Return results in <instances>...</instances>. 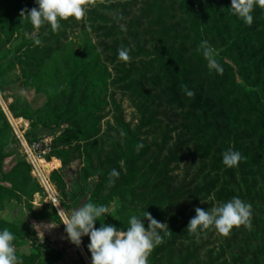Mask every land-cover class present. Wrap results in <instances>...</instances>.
<instances>
[{"label": "rangeland", "instance_id": "obj_1", "mask_svg": "<svg viewBox=\"0 0 264 264\" xmlns=\"http://www.w3.org/2000/svg\"><path fill=\"white\" fill-rule=\"evenodd\" d=\"M157 1L164 13L162 19L167 24L177 23L174 32H167L172 36L166 39V47L161 46L155 33L153 20L157 12L152 5L154 0H95L94 4L86 6L81 21L74 17L62 20L56 32L47 24L37 31L27 17L21 18L22 9L38 7L36 0H0V80L4 85L35 71H39L41 78L18 92L12 88L0 90V111L6 117L7 133L12 139V143L3 149L5 157L0 164V184L11 188L14 193L0 209V219L11 225L0 224V231L10 230L15 237L13 243L19 237L38 245L31 252L38 253L36 258L28 264H55L47 252L52 249L50 253L56 258L60 248L51 247L48 237H39L30 225L32 218H37L31 212L43 208L49 217L41 219L51 223L57 219V209L31 171L22 137L28 143L43 136L50 137L51 147L44 157L51 161L48 166L49 169L53 167L50 178L61 208L70 213L87 202L109 206L111 215L106 214L96 223L107 222L117 228L126 229L133 214L143 218L134 204L144 198L146 187L133 186L136 181L126 190L130 205L118 212L121 208L118 193L129 159L125 152L127 132L131 134L133 166L140 168L154 157L150 164L154 170L145 172V183L150 185L153 177L162 171L160 188L163 195L175 190L183 195L174 198L173 204L160 210L159 214L151 212L156 220L168 225L169 234L162 233L163 242L154 248L148 264H251V252L264 245V204L258 197H264V166L261 163L264 155L254 150L257 155L254 163L250 151L256 135L250 133V124L244 120L247 115L243 113L234 116L239 123L233 129L225 123L227 116L218 118L210 114L213 109L191 105L192 99L183 94L181 86L194 87L197 83L193 78L202 80L204 77L203 73H188L185 60L188 59L190 64L197 62L193 53L196 50L193 34L178 0ZM195 5L206 11L204 39L214 50L213 58L221 60L218 64L222 72L215 70L218 75L215 82L219 84V90L232 91L227 95L231 99L235 94L231 57L242 55L246 50L225 49L226 36L230 32L227 13L231 11V0L228 6L223 0H195ZM259 9L257 6L252 13V25L246 24L252 34L251 46L255 47L264 42V9L258 12ZM220 28L223 31H218ZM37 38L40 45L35 44ZM89 41L96 45L111 76L105 89L97 87L95 92L84 93L81 79L75 88L69 78L76 74L79 56L85 42ZM168 45L173 48L181 46V54L171 55ZM122 48L129 50L131 59L128 62L118 58V50ZM262 53L264 44L256 56ZM127 68L129 75H126ZM136 69L144 70V73H138ZM258 70L260 78L264 75V60ZM138 76L140 88L151 95L152 100H145L134 89L138 85ZM34 87H39L42 92L34 95ZM81 97H86L89 102L98 101L97 109H82L85 101ZM144 107L145 116L150 115L147 124L141 119L140 112ZM190 113L196 116L206 113L207 119L224 124L214 147L219 148L223 142L226 145L224 151L231 148L240 152L244 159L238 167L228 168L218 161L220 166L214 168L212 156L220 154L213 151L207 157L201 154L197 146L202 144L200 138L204 133L187 127L193 122ZM113 170L118 173L117 177L110 176ZM233 197L251 204V229L233 228L227 237L214 228L198 235L186 230L197 207L207 211ZM155 203L161 206L168 202L162 201L160 196ZM21 224L27 226L20 227L18 232L17 227ZM147 225L145 220V227ZM54 229L67 236L63 224ZM82 241L79 247L74 245L76 254L72 251L73 256L79 258L81 264H91V253L86 248L90 239L84 236ZM19 253L16 251V255ZM256 258L264 264V247L261 252H256ZM19 260L25 264L23 259Z\"/></svg>", "mask_w": 264, "mask_h": 264}, {"label": "trees", "instance_id": "obj_2", "mask_svg": "<svg viewBox=\"0 0 264 264\" xmlns=\"http://www.w3.org/2000/svg\"><path fill=\"white\" fill-rule=\"evenodd\" d=\"M224 5H229V0H223ZM153 6H155L156 14L154 17V24H156L155 33L158 35L157 40L160 42L162 47H166V39L169 38L167 32H174L176 29L177 23H166L164 19H162V16H164V13L161 11L158 1L154 0L152 3ZM178 6L186 15V21H188L189 29L193 34V40H194V47L196 50L193 52L194 56L196 58V63L190 64L188 62V59H186V65L188 69V73L197 72V73H203L204 77L202 80H197V78H193L194 82H196V86L190 87L189 90H192L195 92V96L191 99V105L197 108H207V109H213V111L210 113L212 116L216 117H225L227 116V120L225 123L230 124L233 126V129L237 126L239 123L238 120L234 118L239 113H243L246 116L244 120L250 124L249 131L250 133H253L256 135V141L252 146L251 151V160L255 163L257 162V155L254 153V150H256L260 155H264V75L262 77H258V69L261 67L262 62L264 60V53H262L260 56H256L257 51L262 47L264 44L261 43L259 47L251 46L252 41V34L248 31V26L246 23L238 18L236 15H234L231 11L227 13V19L230 23V32L226 36V43H225V49L226 50H232V49H239L244 48L246 49L244 54H240L237 56L231 57L232 65V77L233 83H234V97L231 99L227 98V95L230 94L232 91H222L218 89L219 84L215 82V78L217 73L215 72V69H210L208 67V61L204 58L202 50L198 51L199 46L201 45V42L206 41L204 39V29L203 22L207 20V17L205 15L206 11L199 10L195 5V0H178ZM261 9L258 10L260 12ZM216 30L217 28L214 27ZM223 31L222 28L218 29ZM171 50V55L175 54L176 56L181 54V50L183 49L181 46L178 47H171L168 45ZM160 48V47H158ZM213 50V49H212ZM225 51V50H224ZM223 51V52H224ZM214 52V50H213ZM214 59L218 62L219 60L217 57H214ZM79 67L76 70V74L71 76L69 78V82L73 83V87H77L79 85V79H81L82 84L84 85V93H90L92 90H96L97 87H102L105 89L108 77L111 76V72L107 70L106 65L101 61L99 52L96 49V45L93 42H85L83 53L81 56H79ZM1 63H0V71H1ZM126 75H129V68L125 69ZM138 73H144V70H138ZM1 74V73H0ZM237 74H240L241 77L237 78ZM250 75H253L250 77ZM40 78L39 71H35L31 75L23 78L18 79L15 81H12L10 83H6L3 85L2 81L0 80V90L4 91L6 88H12L15 91H20L24 86L32 85L35 81H38ZM193 82V83H194ZM134 83V82H133ZM137 87L134 86V89H137V94H139L142 98L145 100H152V96L146 94L145 90L140 88L141 81L138 76L137 80ZM190 84V83H189ZM42 91L39 89V87H34L33 92L34 95L40 94ZM95 92V91H94ZM43 94V93H42ZM208 96L203 98L202 96ZM187 97V96H186ZM16 100V98H14ZM81 100L85 101V106H81L82 109H97V103L98 101L92 100L88 101L86 100V97H81ZM87 101V102H86ZM14 109V106H12ZM144 109L141 110V119H143V124H147L150 118V115L145 116ZM192 119L193 122H190L187 124L188 128H191L194 132H203L204 135L201 136L202 144L197 146L201 154L207 157L209 155V152H218L219 156H212V165L214 168H218L220 165L218 161L223 163V158H221V155L224 151L225 144L223 142H220V147H214L221 136L224 128L223 125H219L218 123H215V121H211L210 119H207L206 113H202L200 116H196L193 113ZM8 123L6 121L5 115L0 111V164L3 161V158L5 157V153H3V149L6 145L12 143L11 137H9V134L7 133ZM124 128H127L126 125ZM127 130V129H125ZM127 141H126V149L125 152L129 156V159L126 162V170L123 174V178L121 181V188L119 189V196L121 201V208L118 210V212H122L126 207L130 205V198L126 194V190L129 184H131L133 181H136L134 185L146 187L144 190V198L139 200L136 204H134L135 207L139 208V210L143 213L144 211L155 212L156 214H159L163 208H168L170 204H173L174 198H179L183 195L182 192H178V190H175L173 192H166V195H163V192L160 188L161 178L164 176V172L160 171L153 177L152 181H150V185L146 184L147 176H145L146 171L154 170L153 167L150 166L151 163L154 162V157H151L145 164L139 168V166L135 165L133 166L130 150H131V134L127 132ZM262 165L264 166V159L262 160ZM137 171V172H136ZM135 174V178L132 179V176ZM5 177V174H2ZM136 179V180H135ZM13 190L11 188L5 187L4 185L0 184V209H2L7 202L14 196ZM222 195V194H221ZM162 197V201L168 202L165 205H158L155 203V199L158 197ZM223 196V195H222ZM227 196V195H226ZM259 201H261L264 204V197L258 196ZM30 208V206H28ZM32 216H35L37 218H46L49 217L48 211L44 210L43 208H40L36 212H31ZM57 219H55L56 223H59V219L56 216ZM175 219V218H174ZM173 219V221H175ZM172 223V220H171ZM0 224L2 226L7 227L8 225H11L9 222H5L0 219ZM107 224V222H105ZM97 228L101 227V223H96ZM34 247L37 249L38 245H34ZM264 245L256 248L254 251L251 252V258L250 263L251 264H260L261 262L256 258V252L263 249ZM87 248V246H86ZM255 252V253H254ZM38 254V253H37ZM36 253H21L18 256L19 259H23L25 264H28L30 261H32L37 256ZM48 256L53 258V262L55 264H58V259L60 258V254L55 256L53 253L47 252Z\"/></svg>", "mask_w": 264, "mask_h": 264}, {"label": "clouds", "instance_id": "obj_3", "mask_svg": "<svg viewBox=\"0 0 264 264\" xmlns=\"http://www.w3.org/2000/svg\"><path fill=\"white\" fill-rule=\"evenodd\" d=\"M95 0H36L38 7L30 10L22 9L21 18L27 17L37 31L45 24L51 26L56 32L60 29V21L75 18L81 21L86 13V6L94 4ZM264 9V0H231V12L243 20L247 25L253 23V11L256 7ZM41 41L35 39V44ZM202 50L204 58L208 61V67L222 72V68L213 58V50L207 42H201L198 51ZM118 58L128 62L131 57L128 49H119ZM183 94L189 98L195 96V92L189 90L187 85H182ZM223 164L228 168L238 167L244 159L242 154L233 149L222 153ZM198 163V162H197ZM110 176L117 177L118 173L113 170ZM114 182V181H113ZM57 209L59 223L53 220L51 223L42 225L33 223L32 227L37 235L44 237L41 228L52 229L60 224L65 226V232L71 243L79 247L82 237L88 236L90 243L87 245L91 253V264H148L149 256L154 248L163 242V235H168V225L156 220L149 211H144L142 217L133 214L128 220V227L117 228L101 222V227H96V221L106 214L111 215L109 206L97 205L92 202L82 204L74 208L70 213L61 208L56 201H51ZM203 203V202H202ZM195 216L192 217L186 230L193 235H198L210 228H214L220 235L227 237L233 228L241 226L251 229L252 206L239 197L211 207L207 211L197 207ZM145 220L148 221L145 227ZM13 233L5 228L0 231V264H22L16 255Z\"/></svg>", "mask_w": 264, "mask_h": 264}, {"label": "built area", "instance_id": "obj_4", "mask_svg": "<svg viewBox=\"0 0 264 264\" xmlns=\"http://www.w3.org/2000/svg\"><path fill=\"white\" fill-rule=\"evenodd\" d=\"M24 150L27 155V159L32 166V173L36 176L41 187L46 191L48 200L56 201L58 203V193L56 187L50 178L49 164L51 161L44 157L45 152H49L50 149V137L43 136L38 139H34L33 142L28 143L24 137H22ZM52 203V202H51Z\"/></svg>", "mask_w": 264, "mask_h": 264}, {"label": "crops", "instance_id": "obj_5", "mask_svg": "<svg viewBox=\"0 0 264 264\" xmlns=\"http://www.w3.org/2000/svg\"><path fill=\"white\" fill-rule=\"evenodd\" d=\"M31 226L33 225V223L36 224H42V225H46L49 223L44 222L41 218H32L31 222H30ZM27 225H19L18 228V232L20 231V227H25ZM33 229V228H32ZM41 230L44 232V236L48 237L49 240V244L51 245V247H57L60 248V258L58 259V264H81L80 259L78 258V260L76 259V257L73 256L72 251H75L76 254V248L74 246V244H72L68 239L67 236H64L62 233L57 232L54 228L52 229H46V228H41ZM24 241V242H23ZM14 246L16 251L21 253H31L33 251V249L35 248L34 245L25 242V240L23 238H17L14 242ZM50 250L52 249H48L49 252H51Z\"/></svg>", "mask_w": 264, "mask_h": 264}]
</instances>
